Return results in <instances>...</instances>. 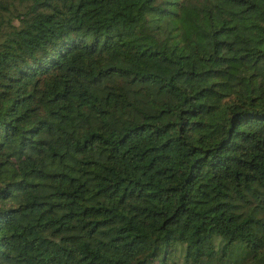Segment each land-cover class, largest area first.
<instances>
[{"label": "trees", "instance_id": "16d2710c", "mask_svg": "<svg viewBox=\"0 0 264 264\" xmlns=\"http://www.w3.org/2000/svg\"><path fill=\"white\" fill-rule=\"evenodd\" d=\"M264 264V0H0V264Z\"/></svg>", "mask_w": 264, "mask_h": 264}, {"label": "rangeland", "instance_id": "374dc122", "mask_svg": "<svg viewBox=\"0 0 264 264\" xmlns=\"http://www.w3.org/2000/svg\"><path fill=\"white\" fill-rule=\"evenodd\" d=\"M183 249H181L177 244L174 249L167 254L166 263L167 264H184L183 260ZM153 264H157L156 262Z\"/></svg>", "mask_w": 264, "mask_h": 264}]
</instances>
